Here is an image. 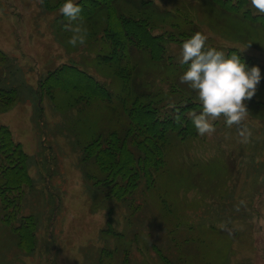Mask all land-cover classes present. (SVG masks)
Returning a JSON list of instances; mask_svg holds the SVG:
<instances>
[{
    "label": "rangeland",
    "instance_id": "rangeland-1",
    "mask_svg": "<svg viewBox=\"0 0 264 264\" xmlns=\"http://www.w3.org/2000/svg\"><path fill=\"white\" fill-rule=\"evenodd\" d=\"M57 1L0 0V57H5L0 59V89L17 92L14 106L0 113V126L29 156L32 184L25 189L20 215L31 216L36 225L34 250L27 252L0 220V264H97L100 250L115 246V239L102 232L108 211L116 213L111 227L133 238L129 264H264V88L257 85L245 102L249 143L240 142L237 128L227 127L223 116L214 121L211 136L178 140L172 146V172L155 183L154 191L142 186L139 210L126 217L123 205L93 189L88 177L99 167L85 161L82 151L95 139L124 133L126 118L117 102L75 108L65 93L49 99L36 89L49 70L89 59L88 47L104 37L107 25L105 13L82 21L86 43L72 47L68 21L54 7ZM168 1L154 2L169 9ZM175 1L190 6L178 9L208 37L206 48L226 53L225 47L242 49L246 41L262 46L250 53L264 73V35L248 33L247 23L210 8L208 0ZM119 6L123 12L130 8ZM134 63L145 72L150 66ZM92 67L83 69L94 74Z\"/></svg>",
    "mask_w": 264,
    "mask_h": 264
},
{
    "label": "trees",
    "instance_id": "trees-1",
    "mask_svg": "<svg viewBox=\"0 0 264 264\" xmlns=\"http://www.w3.org/2000/svg\"><path fill=\"white\" fill-rule=\"evenodd\" d=\"M154 1L75 0L82 7L83 22L106 14V29L102 28L104 37L92 49L88 47L90 53L92 51L89 59L85 58L79 65L65 62L49 70L36 88L40 95L44 93L49 99L67 94L66 97L75 101V108L90 103L117 102V110L123 111L126 118L124 133L113 132L105 139H95L82 151L85 161L99 167L88 177L93 189L102 198L123 205L126 217L139 210L136 198L142 186L154 191L155 183L172 172L170 166L176 147H172L173 144L200 136L187 116L189 110H200L196 93L184 87L179 79L188 65H181V56L172 51L180 54L183 42L201 30L183 11L189 9V5L178 6L175 0H169L167 3L171 7L164 9ZM208 1L210 8L247 23L251 27L248 33L253 32L258 37L264 35V16L253 10L249 0ZM64 2L58 0L54 7H61ZM120 3L130 7L128 12H123L126 10L119 6ZM247 45L246 41L244 46ZM225 48L227 56L236 53L249 69L259 64L250 51L263 49L256 44L243 52ZM134 62L142 67L147 63L151 67L148 66L145 72ZM89 65L93 66L94 74L83 69ZM258 86L264 88V73ZM16 101V89H0V113L10 110ZM262 105L264 102L260 103ZM176 115L180 116L181 123L175 121ZM28 160L22 145L14 141L6 126H0V220L14 233L20 248L32 252L36 240L35 220L20 215L25 189L32 184ZM115 215L108 211L107 229L102 230L115 239V246L102 248L97 264H129L133 238L125 237L111 227ZM118 215L123 218V211Z\"/></svg>",
    "mask_w": 264,
    "mask_h": 264
},
{
    "label": "clouds",
    "instance_id": "clouds-1",
    "mask_svg": "<svg viewBox=\"0 0 264 264\" xmlns=\"http://www.w3.org/2000/svg\"><path fill=\"white\" fill-rule=\"evenodd\" d=\"M41 5L44 0H38ZM251 7L260 16H264V0H250ZM59 12L67 18L66 29L72 33L68 44L72 47L86 43L87 30L82 24V7L75 0H65ZM80 21L73 25V22ZM208 37L196 32L185 40L181 46L180 64H187V69L179 77L181 84H186L196 93V100L200 110H189L188 119L191 120L198 135L211 136L215 131L214 121L224 117L227 127L237 128L240 142L247 144L252 136L245 121L249 116L246 101H250L261 80L260 68L250 69L241 61L236 53L227 56L225 52L215 48H206ZM245 48L239 49L243 52ZM174 107V105H173ZM181 123L179 115L174 117Z\"/></svg>",
    "mask_w": 264,
    "mask_h": 264
}]
</instances>
